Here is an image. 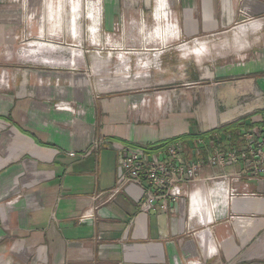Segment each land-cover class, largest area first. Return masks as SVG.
I'll return each instance as SVG.
<instances>
[{
  "label": "crops",
  "instance_id": "1",
  "mask_svg": "<svg viewBox=\"0 0 264 264\" xmlns=\"http://www.w3.org/2000/svg\"><path fill=\"white\" fill-rule=\"evenodd\" d=\"M42 1L0 0V264H264V179L249 185L257 197L232 203L233 218L208 219L202 226L189 218L184 202L174 215L141 211L145 191L120 184L117 151L107 143L93 149L103 140L155 151L182 138L192 142L195 135H224L235 125H263L264 0ZM42 13H52L45 21L53 17L56 24L58 13L70 18L63 26L70 25L66 31L76 40L81 18L92 22V34L101 28L135 31L158 24L159 38L146 37L145 44L177 41L183 43V52L191 53L189 58L177 57L180 65L189 66V71L177 69V77L185 78L179 88L188 94V105L181 104L176 116L158 124L140 123L131 98L116 91L120 97H96L100 91L89 79H77L73 56L42 54L50 47L82 55L79 45L33 38L38 52L24 57L71 64L19 63L21 55L12 50L21 33L24 38L30 37L28 30L32 37L38 35L31 22L36 16L27 15ZM167 22L175 25L173 33ZM229 32L238 38L252 33L261 40L251 53L222 59L214 67L209 60L205 66L204 40ZM136 40L121 36L116 43ZM14 61L16 68H11ZM204 80L207 86L201 88ZM62 104L72 110L58 109ZM89 213L93 216L84 219Z\"/></svg>",
  "mask_w": 264,
  "mask_h": 264
},
{
  "label": "rangeland",
  "instance_id": "2",
  "mask_svg": "<svg viewBox=\"0 0 264 264\" xmlns=\"http://www.w3.org/2000/svg\"><path fill=\"white\" fill-rule=\"evenodd\" d=\"M44 1H42L43 4ZM53 1L54 5H60V0ZM86 4L88 6V2ZM67 7L70 13V5ZM52 15V13L47 15L44 13L27 15V19L31 16H36V19H33L31 22L34 21L33 23L36 24L38 35L32 37L28 29H25V32L28 30L27 33L32 38L28 35L24 38L21 33L19 44L15 47V50H12L15 56L21 55V57L18 56V58L20 57L19 63L27 66L42 65L45 67H67L71 64V62H61V60H53L51 61L52 64H48L47 62L35 61L32 56L24 57V55L29 56V54L38 52L37 45L31 43L32 40H35L33 38H36L35 41L38 42L46 39L60 45H79L78 47L82 49V55L84 57L79 55L80 53L69 55V50L66 52L65 49L55 51L50 47L42 50V54L45 53V56H51L58 53V57L62 54H67L69 57L73 56L75 60H73L72 68L79 69L75 72V77L77 79H89L90 84L100 91L99 94L95 92L96 97L100 96L102 98L103 96L109 95L119 96L115 94L116 91V93H121V96L125 98H131V101H141L142 99L150 100V103L147 104L139 103V107L133 111L137 113L140 123L158 124L165 118L176 116L180 112L181 104H184V106L188 105V94H184L179 88L182 84H185V78L177 77V69L181 66L182 71L185 72L189 66H185L183 62L180 65L177 62V57L179 58L181 55L189 58L191 57V53L183 52V43L177 41L166 40L163 43L158 42V44L150 43L153 37L159 38L156 33V29L159 27L158 24L151 29H139L135 31H109L102 30L101 28L98 34H92L90 30L92 22L89 19L81 18L79 20L80 31L78 32L80 33V37L76 40L71 33L66 31V29L70 28V25L67 23L65 27L63 26L64 20L70 18H66L64 14L61 15L58 13L57 24L55 23L56 19L53 17H51V20L47 19L45 21V18ZM68 15L70 17L71 13ZM165 32L167 31L165 30ZM121 36H126L127 39L131 40L137 38L138 40H136L135 44L132 42L131 44L122 46L116 43ZM96 37L98 38L95 41ZM146 37L150 39L148 44L144 43V39H147ZM142 39L143 42H140ZM260 40L259 35L254 36L252 33H248L243 38L236 37L235 33L232 32L215 35L204 40L207 42V49L204 53H207L208 56L201 62L205 66H210L207 63L210 60L211 62L213 61L211 64L212 67L217 66L222 59L230 60L234 59L237 54L251 53L252 49ZM119 56L121 57L119 58ZM125 58L129 61L125 62ZM10 64L11 68L12 65H14L13 68H16V61L10 62ZM75 64L78 66L74 67ZM211 77L209 76L208 79H211ZM203 82L205 83L201 85V88L207 86L208 80H204ZM104 89L111 91L110 94L102 92ZM200 91L199 97L203 95L205 90ZM157 97H162L164 101L161 107H158V103L156 102ZM11 262L13 263V261ZM200 263L203 264V262Z\"/></svg>",
  "mask_w": 264,
  "mask_h": 264
},
{
  "label": "built area",
  "instance_id": "3",
  "mask_svg": "<svg viewBox=\"0 0 264 264\" xmlns=\"http://www.w3.org/2000/svg\"><path fill=\"white\" fill-rule=\"evenodd\" d=\"M167 24L171 27L169 33H173L175 25ZM156 102L161 107L164 101L157 97ZM139 103L147 104L150 100H133L132 109L136 110ZM57 108L72 110L67 104ZM232 140L233 137L227 134L216 133L209 138L195 135L192 142L175 140L155 151L101 140L94 143L93 149L98 150L107 143L117 151L120 184L138 185L145 191L140 202L141 211L159 210L174 215L179 204L184 202L189 218L203 226L208 219L220 221L232 217V203L237 199L257 197L258 193L251 192L249 185L264 179V124L239 130L236 146ZM215 145L218 148H214ZM205 170L216 172L205 175ZM195 203L199 205L198 210ZM92 216L89 213L83 218ZM210 251L216 253L215 248ZM187 264L202 263L189 261Z\"/></svg>",
  "mask_w": 264,
  "mask_h": 264
},
{
  "label": "trees",
  "instance_id": "4",
  "mask_svg": "<svg viewBox=\"0 0 264 264\" xmlns=\"http://www.w3.org/2000/svg\"><path fill=\"white\" fill-rule=\"evenodd\" d=\"M240 128H243L242 126H240V125H235V126H233V127H231V128H229V130L227 131L229 134H227V135H231V136H233V137H235L236 136V131H238V130H240ZM226 132V133H227ZM225 133V134H226ZM203 136V135H202ZM204 137V136H203ZM183 139V138H182ZM180 140V139H179ZM185 140V139H184ZM167 144H165V145H163V146H161V148L162 147H165ZM160 148V147H159ZM149 151H151V150H149Z\"/></svg>",
  "mask_w": 264,
  "mask_h": 264
}]
</instances>
